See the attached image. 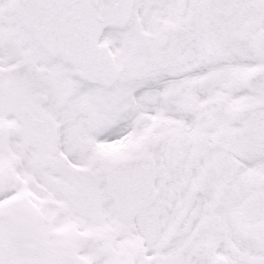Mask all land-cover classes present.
<instances>
[{"label": "snow or ice", "instance_id": "snow-or-ice-1", "mask_svg": "<svg viewBox=\"0 0 264 264\" xmlns=\"http://www.w3.org/2000/svg\"><path fill=\"white\" fill-rule=\"evenodd\" d=\"M0 264H264V0H0Z\"/></svg>", "mask_w": 264, "mask_h": 264}]
</instances>
